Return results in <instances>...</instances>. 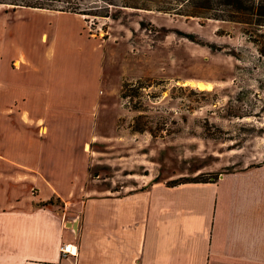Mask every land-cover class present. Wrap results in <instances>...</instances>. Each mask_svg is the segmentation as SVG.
<instances>
[{
  "label": "crops",
  "instance_id": "obj_1",
  "mask_svg": "<svg viewBox=\"0 0 264 264\" xmlns=\"http://www.w3.org/2000/svg\"><path fill=\"white\" fill-rule=\"evenodd\" d=\"M104 55L81 12L0 13V264H264V161L88 187Z\"/></svg>",
  "mask_w": 264,
  "mask_h": 264
},
{
  "label": "rangeland",
  "instance_id": "obj_2",
  "mask_svg": "<svg viewBox=\"0 0 264 264\" xmlns=\"http://www.w3.org/2000/svg\"><path fill=\"white\" fill-rule=\"evenodd\" d=\"M11 7L0 2V13ZM82 15L105 52L95 128L81 145L89 188L135 186L144 172L215 178L264 161V53L243 24L154 8Z\"/></svg>",
  "mask_w": 264,
  "mask_h": 264
},
{
  "label": "trees",
  "instance_id": "obj_3",
  "mask_svg": "<svg viewBox=\"0 0 264 264\" xmlns=\"http://www.w3.org/2000/svg\"><path fill=\"white\" fill-rule=\"evenodd\" d=\"M0 2L10 3L13 7L18 5L50 7L99 15L117 16L122 8L135 7L232 19L243 24V30L248 37L264 53V0H0Z\"/></svg>",
  "mask_w": 264,
  "mask_h": 264
},
{
  "label": "built area",
  "instance_id": "obj_4",
  "mask_svg": "<svg viewBox=\"0 0 264 264\" xmlns=\"http://www.w3.org/2000/svg\"><path fill=\"white\" fill-rule=\"evenodd\" d=\"M61 250L64 252L66 250H70V243H62Z\"/></svg>",
  "mask_w": 264,
  "mask_h": 264
}]
</instances>
